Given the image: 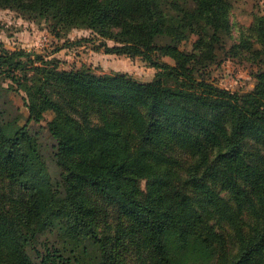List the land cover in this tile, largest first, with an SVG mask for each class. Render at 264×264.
I'll return each mask as SVG.
<instances>
[{"label": "trees", "instance_id": "obj_1", "mask_svg": "<svg viewBox=\"0 0 264 264\" xmlns=\"http://www.w3.org/2000/svg\"><path fill=\"white\" fill-rule=\"evenodd\" d=\"M234 2L0 0L155 70L64 69L0 43V264H264V13L237 27ZM229 57L256 67L250 91L206 76Z\"/></svg>", "mask_w": 264, "mask_h": 264}, {"label": "rangeland", "instance_id": "obj_2", "mask_svg": "<svg viewBox=\"0 0 264 264\" xmlns=\"http://www.w3.org/2000/svg\"><path fill=\"white\" fill-rule=\"evenodd\" d=\"M253 13H264V0H235L230 19L237 27H246L250 24ZM236 26L233 27L234 35H237ZM50 29L49 22L26 20L17 12L8 9L0 10V43L7 50L22 49L26 52L49 55L50 58L57 59L59 67L64 69L86 66L97 74L125 72L141 82L150 81L155 73V70L140 58L132 59L94 51L93 47L97 43L89 41L95 36L92 30L74 29L64 38H56ZM194 39L195 37L192 36L187 43H183L181 48L190 51ZM78 41L81 42L78 44ZM65 43L68 45L65 48H60ZM162 61L173 63L169 58H163ZM206 72V76L217 86L230 91L246 92L250 91L255 83L253 74L256 72V67L245 60L229 57L212 65ZM4 85L8 87L5 92L7 103L18 107L25 117L23 93L10 89L9 81L5 80ZM16 116L19 117V114ZM44 117V120L39 124L41 126L45 125L52 114L48 112ZM8 125L14 127L15 123L10 122ZM11 189L9 184H0V192L11 194Z\"/></svg>", "mask_w": 264, "mask_h": 264}]
</instances>
